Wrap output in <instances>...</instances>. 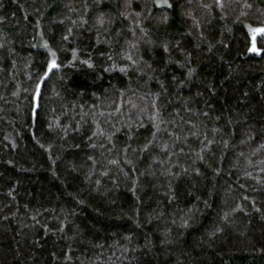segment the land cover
Here are the masks:
<instances>
[{
  "label": "trees",
  "instance_id": "obj_1",
  "mask_svg": "<svg viewBox=\"0 0 264 264\" xmlns=\"http://www.w3.org/2000/svg\"><path fill=\"white\" fill-rule=\"evenodd\" d=\"M163 3L0 0V264H264V0Z\"/></svg>",
  "mask_w": 264,
  "mask_h": 264
},
{
  "label": "snow or ice",
  "instance_id": "obj_2",
  "mask_svg": "<svg viewBox=\"0 0 264 264\" xmlns=\"http://www.w3.org/2000/svg\"><path fill=\"white\" fill-rule=\"evenodd\" d=\"M164 2L167 3V0H164ZM214 2H215V4H216L217 6H219L220 8H223V7H224V0H214ZM153 3H154V4H157V0H153ZM157 6H160V5L157 4ZM167 6H168V7H171V4H167ZM246 7H250V5H246ZM85 22H86V21H85ZM99 23H100V24H103V23H104V21H103L102 18L99 20ZM69 31H71V30H69ZM251 31H253L254 33H255V32H261V33H264V29H262V28L251 29ZM64 39L66 40V39H68V37L65 36ZM0 47H2V45H0ZM44 47H45V48H48L47 43H45ZM133 47H135V45H133ZM253 50H255V49H253ZM51 56H52V59L48 62L47 70L45 71L44 75L40 78V81L36 84L35 97H34V98H38V97L40 96V88H41V84L43 83V81H44L45 79L48 78V74L51 73V72H53L54 69H58V68L60 67V65L57 63L56 52H51ZM124 58L127 59V60H132V56H131V55H127V56H125ZM108 59H109V60H112L113 58H112L111 55H109V56H108ZM81 63L87 64V66H88L89 68L94 67V65L91 64V63H89L88 61H81ZM134 63H135V61H133V64H134ZM113 67H115V65H113ZM107 70H108V69H105V71H107ZM119 71H121V72H126L127 69H126V68H120ZM246 95H247V94H246ZM153 108H156V111L159 112V109L156 107L155 104H153ZM204 115H207V113H204ZM193 127H194V126H193ZM153 136H155V133H153ZM176 139L178 140L179 137H176ZM209 143H211V142H209ZM93 147H95V145H93ZM147 147H148V145H145V150L147 149ZM125 151H126V149H125ZM202 158H203V157H201V159H202ZM112 163H116V161H112ZM185 171H186V169H185Z\"/></svg>",
  "mask_w": 264,
  "mask_h": 264
},
{
  "label": "rangeland",
  "instance_id": "obj_3",
  "mask_svg": "<svg viewBox=\"0 0 264 264\" xmlns=\"http://www.w3.org/2000/svg\"><path fill=\"white\" fill-rule=\"evenodd\" d=\"M159 1H160L159 4H161V5L164 4V3H163L164 0H159ZM255 28H262V29H264V25H262V26H258V27H254V28H252V29H255ZM258 34H264V33H261V32H255V33H254V32L252 31L253 39H254ZM252 49H255V50L259 51V49L255 46V43H254Z\"/></svg>",
  "mask_w": 264,
  "mask_h": 264
}]
</instances>
